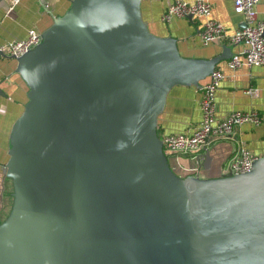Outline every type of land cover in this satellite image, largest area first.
Wrapping results in <instances>:
<instances>
[{
	"label": "water",
	"instance_id": "obj_1",
	"mask_svg": "<svg viewBox=\"0 0 264 264\" xmlns=\"http://www.w3.org/2000/svg\"><path fill=\"white\" fill-rule=\"evenodd\" d=\"M141 1L70 0L16 58L28 101L3 169L0 264H264V155L244 173L182 176L157 129L170 89L200 87L231 47L181 55Z\"/></svg>",
	"mask_w": 264,
	"mask_h": 264
},
{
	"label": "crops",
	"instance_id": "obj_2",
	"mask_svg": "<svg viewBox=\"0 0 264 264\" xmlns=\"http://www.w3.org/2000/svg\"><path fill=\"white\" fill-rule=\"evenodd\" d=\"M209 1L213 18L226 29L225 38L209 45H202L200 41L201 19L174 17L166 23L161 21L171 0H142V18L154 34L175 37L183 56L210 58L220 54L224 46L231 47L232 55L242 53L244 46L232 44L228 39V35L244 26L243 15L234 11V0ZM10 4V0H0V44L26 37L29 29L42 34L57 16L66 12L70 0H19L11 8ZM256 12L259 19H264V0L256 5ZM228 62L229 59H222L216 66L223 74L215 92L217 118L232 111H256L264 117V67L241 65L232 68ZM15 69L16 59L0 57V222L11 207L9 187L12 183L3 172L9 158L11 128L28 101V87ZM249 89L257 94L248 93ZM200 96V87H172L157 118L159 136L184 133L195 125L200 119ZM240 147H246L257 157L263 156L264 123H244L225 137L214 138L202 152L200 163L204 176L224 175L229 160ZM206 152L210 155L208 169L204 168ZM169 162L172 166L173 161ZM180 162L185 166L193 163L188 156H181Z\"/></svg>",
	"mask_w": 264,
	"mask_h": 264
},
{
	"label": "built area",
	"instance_id": "obj_3",
	"mask_svg": "<svg viewBox=\"0 0 264 264\" xmlns=\"http://www.w3.org/2000/svg\"><path fill=\"white\" fill-rule=\"evenodd\" d=\"M19 0H10V8ZM260 0H234L236 13L243 15L244 26L228 35L232 44H242V53L234 54L229 58L232 68L241 65L264 67V19L257 17L256 5ZM209 0H171L164 9L161 21L166 23L174 17L201 19L199 37L202 45H209L226 37V29L219 21L213 18ZM41 41V33L29 29L26 37L14 39L0 44V57L9 56L13 59L34 48ZM223 74L215 69L200 83L201 96L199 99L200 119L188 131L179 134H164L159 136L163 150L169 160L173 161L170 167L179 175H193L204 177L200 163L203 150L216 137H225L236 126L244 123L260 125L264 123L256 111H232L225 117L216 116L215 92ZM248 93L257 94L249 89ZM181 156H188L193 162L185 166L180 162ZM258 157L246 147H240L229 160L224 175L244 173L252 168ZM203 175V176H202ZM222 175V176H224Z\"/></svg>",
	"mask_w": 264,
	"mask_h": 264
},
{
	"label": "rangeland",
	"instance_id": "obj_4",
	"mask_svg": "<svg viewBox=\"0 0 264 264\" xmlns=\"http://www.w3.org/2000/svg\"><path fill=\"white\" fill-rule=\"evenodd\" d=\"M202 176H203V175H202ZM11 191H12V186H11V184H10V187H9V203H10V205H11V200H12V197H11V195H10ZM9 208H10V207H9Z\"/></svg>",
	"mask_w": 264,
	"mask_h": 264
},
{
	"label": "trees",
	"instance_id": "obj_5",
	"mask_svg": "<svg viewBox=\"0 0 264 264\" xmlns=\"http://www.w3.org/2000/svg\"><path fill=\"white\" fill-rule=\"evenodd\" d=\"M170 163V162H169ZM11 193H12V191H11ZM11 193H10V195H11ZM12 197V196H11Z\"/></svg>",
	"mask_w": 264,
	"mask_h": 264
}]
</instances>
